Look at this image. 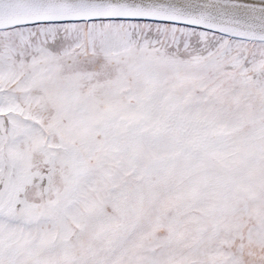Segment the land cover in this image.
I'll return each instance as SVG.
<instances>
[{
  "label": "snow or ice",
  "instance_id": "1",
  "mask_svg": "<svg viewBox=\"0 0 264 264\" xmlns=\"http://www.w3.org/2000/svg\"><path fill=\"white\" fill-rule=\"evenodd\" d=\"M0 264H264V0H0Z\"/></svg>",
  "mask_w": 264,
  "mask_h": 264
}]
</instances>
